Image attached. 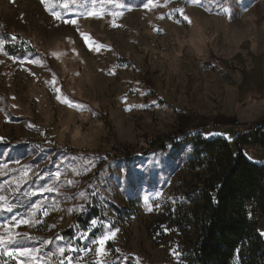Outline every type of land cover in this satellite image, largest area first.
I'll use <instances>...</instances> for the list:
<instances>
[{
    "label": "rangeland",
    "instance_id": "rangeland-1",
    "mask_svg": "<svg viewBox=\"0 0 264 264\" xmlns=\"http://www.w3.org/2000/svg\"><path fill=\"white\" fill-rule=\"evenodd\" d=\"M0 29L33 48L9 55L0 38V205H15L0 222L30 220L9 224L13 235L34 237L29 248L49 241L55 264L69 243L72 264H175L148 225L193 176L184 136L233 144L264 119V0H0ZM178 132L183 145L164 137ZM244 153L264 163V151ZM41 187L53 191L29 195ZM89 204L100 214L89 237L116 233L99 256L79 250L93 219L81 229L75 218ZM13 251L0 264H32Z\"/></svg>",
    "mask_w": 264,
    "mask_h": 264
},
{
    "label": "trees",
    "instance_id": "trees-1",
    "mask_svg": "<svg viewBox=\"0 0 264 264\" xmlns=\"http://www.w3.org/2000/svg\"><path fill=\"white\" fill-rule=\"evenodd\" d=\"M0 38L9 55L33 52L18 34L0 29ZM253 127L234 132L233 144L202 132L184 136L187 167L193 176L161 202L147 229L150 238H167L181 254V264H264V239L258 231L264 212V163H253L244 153L246 147L264 151V119ZM178 133L164 137L172 145H183L172 141L185 132ZM151 145L159 150L166 147L162 142ZM86 208L75 218L81 229L100 215L97 207ZM116 212L120 217L131 213Z\"/></svg>",
    "mask_w": 264,
    "mask_h": 264
},
{
    "label": "snow or ice",
    "instance_id": "snow-or-ice-1",
    "mask_svg": "<svg viewBox=\"0 0 264 264\" xmlns=\"http://www.w3.org/2000/svg\"><path fill=\"white\" fill-rule=\"evenodd\" d=\"M43 2V0H42ZM148 5L145 4V7H147ZM64 7H67V5H64ZM53 15L55 16V13H53ZM91 15V14H90ZM181 15L183 16V12L181 10ZM183 19L190 22L189 18L187 16H183ZM68 21H65V23H67ZM72 23H75V21H72ZM13 39H15V37H13ZM5 168H7V165H5ZM11 170V169H10ZM25 177L27 178V173H25ZM55 177L56 180L59 181L60 178V173L59 171H57L55 173ZM71 183V182H69ZM40 192V193H45V192H51L53 191L52 187H41L39 189H37L36 191H33L31 193H29V195H36V192ZM81 195H83L81 193ZM93 195H95V193H93ZM159 194L157 193V196ZM4 197H0V200H4ZM144 202L146 204L149 203V196H144ZM45 202H40L37 205H33V209L36 210L38 208H41L44 206ZM15 207V205H0V208H2L4 211L11 213L13 211V208ZM157 207H159V205H157ZM69 211H74L73 209H69ZM77 211H87L86 208H84L83 206H81L80 209H77ZM148 211H152V207L149 204L148 207ZM35 214V211H33L32 215ZM45 215H47V212L44 213ZM19 223H23V224H28L30 227L33 226L32 222L28 219H22L20 216H12L10 221L7 222H0V251L3 252V255L8 256V257H13L14 255V251L15 250V254L21 257H25L26 260L31 261L32 264H55V261L53 259V256L55 255V253L53 254V256H48V254L44 251L45 246L49 243V241H43L41 243L40 247H33V248H29V247H24V244L26 241L28 240H33L35 239L34 237H30L28 236L26 233L21 235L19 233L13 235V231L12 229L9 227V224H12L13 226H15L16 224ZM98 225V220L96 218H94L91 222H90V226L88 228L87 231L79 233V239L80 240H87L89 241V247L87 248L88 251H91V245H97V247L95 248V252L96 254L99 256L102 253L103 250V246L106 243V241H108L109 239H113L115 237V231H112L108 225H103V227L106 229V231L101 235L98 236L96 239H91L88 235V233L90 231H92L93 229H95ZM53 227H55L53 225ZM118 231V230H117ZM75 238V237H74ZM57 240H63V237L60 235H57L56 237ZM22 249V250H21ZM78 249L76 247H74L71 243H69L67 245V247H59L58 248V253L59 256L62 257L59 260V264H65V260H67L68 264H72V260H71V254L73 252H76ZM65 251H68L69 256L64 257L63 254L65 253ZM175 255L177 256V259H179V256L181 255L180 253H175ZM43 257H47V259H42ZM99 264V262H98Z\"/></svg>",
    "mask_w": 264,
    "mask_h": 264
},
{
    "label": "built area",
    "instance_id": "built-area-1",
    "mask_svg": "<svg viewBox=\"0 0 264 264\" xmlns=\"http://www.w3.org/2000/svg\"><path fill=\"white\" fill-rule=\"evenodd\" d=\"M252 127V126H251ZM253 130H255V128L253 127L252 128ZM80 249H82V252H87V246H82V247H80L79 248V250ZM177 253V252H176ZM174 258H175V260L178 262V264H181L182 263V261H181V259H180V256H179V259H177V256L174 254Z\"/></svg>",
    "mask_w": 264,
    "mask_h": 264
},
{
    "label": "crops",
    "instance_id": "crops-1",
    "mask_svg": "<svg viewBox=\"0 0 264 264\" xmlns=\"http://www.w3.org/2000/svg\"><path fill=\"white\" fill-rule=\"evenodd\" d=\"M250 148L255 149V150H257V151L261 150V149L258 148V147H250Z\"/></svg>",
    "mask_w": 264,
    "mask_h": 264
}]
</instances>
